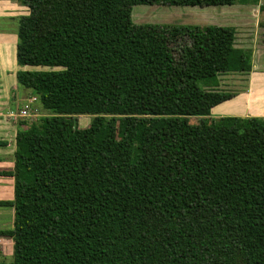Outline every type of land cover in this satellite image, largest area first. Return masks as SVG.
Returning <instances> with one entry per match:
<instances>
[{
    "label": "trees",
    "instance_id": "16d2710c",
    "mask_svg": "<svg viewBox=\"0 0 264 264\" xmlns=\"http://www.w3.org/2000/svg\"><path fill=\"white\" fill-rule=\"evenodd\" d=\"M18 2L17 80L45 115L0 173L15 180L10 264H264V118L212 116L236 96L219 77L249 73L252 52L234 27L132 17L247 1Z\"/></svg>",
    "mask_w": 264,
    "mask_h": 264
},
{
    "label": "crops",
    "instance_id": "0c3cea01",
    "mask_svg": "<svg viewBox=\"0 0 264 264\" xmlns=\"http://www.w3.org/2000/svg\"><path fill=\"white\" fill-rule=\"evenodd\" d=\"M28 14L29 9L20 5L18 0H0V20ZM17 44L18 37L14 30H0V173L14 171L18 132L33 121L20 116V112L30 103L33 96L24 93L23 102H20L22 94L15 91L17 74L21 70L17 62ZM237 47L252 52V70L249 73H229L219 77V90L236 96L214 108L212 116L217 113L218 118H264V49L255 51L238 45ZM23 69L27 70L28 67ZM222 77L228 78L227 81H222ZM226 83L228 85L225 86ZM40 109L38 103L32 104L33 113L37 114ZM37 116L42 115L37 114ZM14 197V178L0 176V201H12ZM7 218L9 226L13 225L14 228L15 209L0 207V231L13 229L2 226L4 225L2 221ZM0 244L12 245L9 241H0Z\"/></svg>",
    "mask_w": 264,
    "mask_h": 264
},
{
    "label": "rangeland",
    "instance_id": "374dc122",
    "mask_svg": "<svg viewBox=\"0 0 264 264\" xmlns=\"http://www.w3.org/2000/svg\"><path fill=\"white\" fill-rule=\"evenodd\" d=\"M246 5L237 4L230 7H212V8H197V7H168V6H136L133 8V21L136 24H171V25H219L230 26L237 30V45L244 48H249L255 51L264 49V0H245ZM240 2V1H239ZM10 19L0 20V30H13L17 25L14 22H9ZM176 48V47H174ZM32 69V68H28ZM228 78L222 77V81H227ZM228 85L227 83L225 86ZM15 91L22 94L20 102H23L24 93L32 95L29 90L24 89L17 83ZM33 113V112H32ZM37 114L45 115V112L40 109ZM41 116V117H42ZM230 116V115H226ZM40 117V118H41ZM214 118L219 115L215 113ZM40 118H30L36 123ZM92 117L81 116L78 118L76 125L85 129L90 126ZM193 124L200 122L199 118H191ZM2 226L9 229L8 218L2 221ZM3 228V227H2ZM0 241H9L11 244H0V262L10 264L13 261V241L6 238H0Z\"/></svg>",
    "mask_w": 264,
    "mask_h": 264
},
{
    "label": "built area",
    "instance_id": "2783aa9c",
    "mask_svg": "<svg viewBox=\"0 0 264 264\" xmlns=\"http://www.w3.org/2000/svg\"><path fill=\"white\" fill-rule=\"evenodd\" d=\"M38 99L36 97H33L29 104H26L24 106V109L20 112V116L23 118H33V117H40L37 116V114L32 113V104L37 103ZM35 115V116H33Z\"/></svg>",
    "mask_w": 264,
    "mask_h": 264
}]
</instances>
